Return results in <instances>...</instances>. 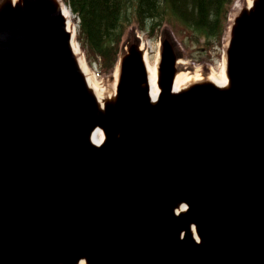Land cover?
<instances>
[{"label":"water","instance_id":"1","mask_svg":"<svg viewBox=\"0 0 264 264\" xmlns=\"http://www.w3.org/2000/svg\"><path fill=\"white\" fill-rule=\"evenodd\" d=\"M230 26L224 84L174 89L165 34L158 96L137 38L100 95L59 0H0V264H264V0ZM160 183L174 198L156 208Z\"/></svg>","mask_w":264,"mask_h":264},{"label":"trees","instance_id":"2","mask_svg":"<svg viewBox=\"0 0 264 264\" xmlns=\"http://www.w3.org/2000/svg\"><path fill=\"white\" fill-rule=\"evenodd\" d=\"M79 20L77 39L105 72L116 68L127 25L146 33L177 21L195 44L222 45L232 0H65ZM72 14V15H73ZM148 31V32H147ZM213 45V46H211Z\"/></svg>","mask_w":264,"mask_h":264},{"label":"rangeland","instance_id":"3","mask_svg":"<svg viewBox=\"0 0 264 264\" xmlns=\"http://www.w3.org/2000/svg\"><path fill=\"white\" fill-rule=\"evenodd\" d=\"M246 3L247 0H232L231 7L235 5L237 7L238 5L239 8ZM73 20L74 24H76L77 19L74 18ZM168 22L169 23L167 25H164L161 29H158L156 32L154 31L151 33H149L148 31V33L142 32V28L135 21L129 23L125 29L124 36L122 39L120 56L124 54L125 48L130 45L133 39H136V34L140 36L141 41L143 40L147 44L149 48L148 61L150 65L153 64L154 66V63L156 62L157 58L159 59L160 37L163 32L168 31L173 36L180 52L181 62L183 63V71L189 77H196L198 75L202 76L203 73H210L211 75L214 74L218 78H221L224 65L223 46L208 47L205 46L202 42L200 44H195L191 40H189V33L187 35L183 31L182 26L177 21L169 18ZM82 51L85 52L89 64L88 68L89 70L91 69L90 72L92 73L96 81L100 84V86H102L103 88L112 87L113 83L115 82V69L111 73L105 72L101 67L100 61H97L93 56H90L89 53H86L83 48Z\"/></svg>","mask_w":264,"mask_h":264},{"label":"bare ground","instance_id":"4","mask_svg":"<svg viewBox=\"0 0 264 264\" xmlns=\"http://www.w3.org/2000/svg\"><path fill=\"white\" fill-rule=\"evenodd\" d=\"M248 1V4L251 5L253 0H247ZM62 7H63V10H64V14H65V17L67 18V21H68V28L70 31H74V28H75V24H74V18H73V15L72 13L70 12V10L68 9V7L65 5V3H62ZM36 9V8H35ZM38 11V10H37ZM40 11V10H39ZM41 18V21L44 20V15H41L40 16ZM48 22V21H47ZM44 24V23H43ZM42 24V25H43ZM41 25V26H42ZM45 28H48V24L45 23ZM53 27V23L52 25H50L49 29ZM48 29V30H49ZM55 30V29H54ZM58 45V44H57ZM73 45L76 49L77 52L80 53V64L84 70V72H86V75L88 77V82L89 84L92 86V88L97 91L100 95H102L104 92H107L110 88L113 89V91L115 90L116 88V84H117V81H118V69H119V66L117 67V71H116V77H115V82L113 83L112 87H105L103 88L102 86H100V84L96 81V79L94 78V76L92 75V73L90 72L89 68H88V63L86 61V58L82 55V50H79L78 48V43L76 40H73ZM59 46V45H58ZM142 48L144 49V51L146 52V61H147V67L149 69V71L151 72V75H152V81L154 82L153 83V87H152V91H153V96L155 97L156 96V92L158 91L157 89V86H156V62L158 60H156V62L154 63L155 65L153 66V64L150 65L149 61H148V51L149 48L147 46V44L143 41V44H142ZM63 50V49H62ZM54 52V51H53ZM58 56L61 55L60 52L57 51L56 53ZM54 55V54H52ZM56 55V56H57ZM158 59V58H157ZM182 63V62H180ZM225 63L223 65V70H222V74H221V78H218L216 75L214 74H210V78L216 82H218L219 84H224L226 82V78H225ZM95 74V73H94ZM203 77L198 75L196 77H189L185 72L183 73H180L176 79V82H175V88L176 89H180L182 85L184 84H187L189 83L190 81H193V80H197V79H201ZM97 78V77H96ZM114 119H112L110 121V126H107L106 127V130L107 131H110L111 129V125L114 123ZM122 123V122H121ZM197 123V122H196ZM200 123V122H199ZM191 124V123H190ZM201 125V124H200ZM194 126V124H192V127ZM196 127V126H195ZM201 127V126H200ZM139 127H136V129H138ZM199 128V127H198ZM139 130V129H138ZM130 131H131V128H128L127 131H126V135L122 137V139L120 141H117L116 145L118 147H122V145L120 144L121 142H124V141H128V136L130 135ZM190 132H192V130H190ZM171 135V134H170ZM149 135L147 134H144L142 133L139 137L140 140H142L143 138L145 137H148ZM153 137V136H152ZM151 137V138H152ZM171 137V136H170ZM103 135L100 131H97L95 133V136H94V142L99 144L102 142L103 140ZM128 142H132V141H128ZM142 144H145V143H142ZM142 144H137V146H141ZM153 143L151 144V147L149 150H140L139 154H140V157L144 156V154H149L150 152L152 151H156V149H153ZM158 148V147H157ZM123 154V153H122ZM151 155V154H150ZM115 154L114 153H110L108 154V159L110 161H113V159H115ZM143 158V157H142ZM141 158V159H142ZM147 160H150V158H148ZM146 161V160H145ZM152 164V163H151ZM151 164H149L148 168L146 169V177H151V174L153 172H151L150 168H151ZM191 165V163H190ZM158 171V170H157ZM158 172H156L157 174ZM153 178V177H152ZM147 179V178H146ZM148 181H151V179H147ZM165 182V181H164ZM180 182V181H179ZM163 184V183H162ZM161 183L159 184L158 186V192H155V191H152L151 189L149 191L145 190V193H144V198L145 199H149L152 203V205L156 208L160 207V204H162V206H165L167 205V202L169 201L170 198H174L173 197V192L175 190V187L171 186L170 184L168 185H162ZM147 191V192H146ZM183 218V217H182ZM178 224V223H177ZM228 231V230H227ZM212 238V237H211ZM156 240V239H155ZM154 238H152L151 241H155ZM136 245V244H135ZM206 247L203 248V250H205ZM40 249H42V247H40ZM188 250V249H187ZM209 250V249H208ZM41 251V250H40ZM73 251V250H72ZM44 252V251H43ZM189 253V251H187ZM187 253V254H188ZM213 253V252H212ZM182 258H184L183 260V264H208L209 262H211V260H205V257L207 258V256H203L202 254L203 253H200V255L198 254L197 256L194 257V255H191V256H187L185 254V252H182ZM180 254V255H181ZM208 254V253H207ZM177 255V254H176ZM210 255V253H209ZM9 256V255H8ZM74 256V255H73ZM209 257V256H208ZM213 257V256H212ZM10 260L14 261L16 260L17 261V258H18V255L16 253H12L10 255ZM74 259V258H73ZM9 260V259H8ZM8 260H6L5 262H8ZM104 260V259H103ZM182 260V259H181ZM65 261V260H64ZM218 261V260H217ZM220 261V260H219ZM15 262V261H14ZM216 262L213 261V263ZM9 263V262H8ZM181 263V262H180ZM7 264V263H6ZM10 264V263H9ZM14 264V263H13ZM67 264V263H66ZM70 264V263H68ZM73 264V263H71ZM221 264H227V262H223Z\"/></svg>","mask_w":264,"mask_h":264}]
</instances>
